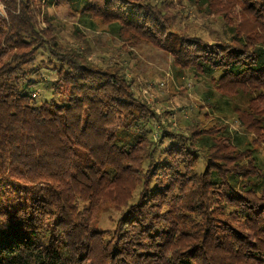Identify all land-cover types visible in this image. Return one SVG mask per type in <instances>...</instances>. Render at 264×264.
Masks as SVG:
<instances>
[{
	"label": "trees",
	"instance_id": "obj_1",
	"mask_svg": "<svg viewBox=\"0 0 264 264\" xmlns=\"http://www.w3.org/2000/svg\"><path fill=\"white\" fill-rule=\"evenodd\" d=\"M52 4L78 9L122 48L168 53L222 119L231 98L245 99L233 108L238 128L198 118L170 128V111L136 92L124 64L63 45L46 16L39 25ZM0 9V264H264V0ZM75 37L87 47L77 27ZM107 207L118 217L99 228Z\"/></svg>",
	"mask_w": 264,
	"mask_h": 264
},
{
	"label": "rangeland",
	"instance_id": "obj_2",
	"mask_svg": "<svg viewBox=\"0 0 264 264\" xmlns=\"http://www.w3.org/2000/svg\"><path fill=\"white\" fill-rule=\"evenodd\" d=\"M42 11H44L43 14L38 17L39 25L44 27L46 24L43 21L44 17H48L53 24L54 33L63 45L89 48L90 58L95 62L124 64L127 68L126 73L134 76L136 92L143 94L145 100L157 111H170L166 118V120L171 121H169L170 128L174 130L184 129L186 128L184 126L188 124L186 121L194 122L193 120L197 118L199 124L205 127L220 121L227 125L229 130L238 128L233 119V108L236 105L244 107L246 100L238 101L236 97L231 98L233 99L231 100L232 103L228 109H225L228 116L222 119L223 117L218 112L210 111L208 105L206 106L202 101L203 90H206L207 87L202 81L198 82L201 86L198 85L193 78L190 79L189 74L185 72L179 74L173 70L171 56L168 53L147 43L122 48L113 33L106 31L107 29L102 26L89 27L88 17H81L79 10H75L69 4L59 6L52 4ZM201 21L202 18L199 15L193 18L191 24L194 30L201 24ZM76 27L88 39L87 47L75 37ZM40 58L46 59L45 56H41L38 61ZM46 75L45 72L43 77L49 79L50 76L45 77ZM115 127L116 125L110 128L114 129ZM260 153L263 154L262 151ZM99 207L95 209V213ZM100 214L96 226L103 229L113 227L118 212L112 207H107L101 209Z\"/></svg>",
	"mask_w": 264,
	"mask_h": 264
}]
</instances>
